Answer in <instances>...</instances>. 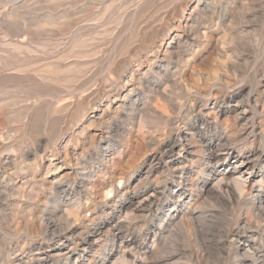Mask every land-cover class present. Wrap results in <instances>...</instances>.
<instances>
[{"label":"rangeland","instance_id":"374dc122","mask_svg":"<svg viewBox=\"0 0 264 264\" xmlns=\"http://www.w3.org/2000/svg\"><path fill=\"white\" fill-rule=\"evenodd\" d=\"M263 132L264 0H0V264H264Z\"/></svg>","mask_w":264,"mask_h":264},{"label":"bare ground","instance_id":"6f19581e","mask_svg":"<svg viewBox=\"0 0 264 264\" xmlns=\"http://www.w3.org/2000/svg\"><path fill=\"white\" fill-rule=\"evenodd\" d=\"M174 107V106H173ZM246 111V110H245ZM241 113H244V110H243V112H241ZM244 128V127H243ZM242 128V129H243ZM247 128V127H246ZM254 129V128H253ZM250 133H251V131H250ZM248 134V133H247ZM263 134H264V132H263ZM249 135V134H248ZM252 135V134H251ZM183 137V136H182ZM264 138V137H263ZM179 140V139H178ZM214 144V143H213ZM172 146V145H171ZM175 146V145H174ZM173 147V146H172ZM171 147V148H172ZM178 147H181V148H185V145H183L182 143H178ZM188 147V146H187ZM218 147V146H217ZM170 148V149H171ZM217 149V148H216ZM185 152V151H184ZM212 152V151H211ZM213 153V152H212ZM211 153V154H212ZM227 154H228V157H233V156H231L232 155V153H230V151H228L227 152ZM258 154V153H257ZM248 156V155H247ZM237 159V158H236ZM241 161V163H239L240 164V170H244V171H242L243 173L246 171V173L247 174H250V173H252V171H253V167H254V161H255V159L253 160V159H250V157H244L242 160H240ZM237 166V165H236ZM239 168V167H238ZM235 171V170H234ZM234 171H233V174H234ZM239 171V170H238ZM150 172V171H149ZM242 174V173H241ZM181 177V176H180ZM183 177V176H182ZM182 177H181V179H182ZM230 178V177H229ZM184 180V179H183ZM223 180V179H222ZM234 180V179H233ZM232 180V181H233ZM225 181V180H224ZM235 182L234 183H236V186H239L238 188H236L237 190L238 189H240V187H241V185H242V183H241V181L239 182L238 180H234ZM226 184H227V182H226ZM244 184V183H243ZM183 185V184H182ZM235 186V185H234ZM219 187V186H218ZM182 189V188H181ZM241 190H242V187H241ZM179 191V190H178ZM181 191V190H180ZM200 191V190H199ZM263 191V190H262ZM155 192V191H154ZM184 192V191H183ZM182 191L181 192H179V194L180 195H184V193H183ZM152 196V195H151ZM155 197V196H154ZM257 197V196H256ZM152 198L153 197H147L145 200H143V199H141V202H138V209L140 210H144V209H149L150 208V205H152L151 203H152ZM156 198V197H155ZM154 198V199H155ZM258 198V197H257ZM132 203V202H131ZM130 203V204H131ZM261 203V202H260ZM262 204V203H261ZM66 208V207H65ZM69 210H71V209H69ZM69 210H67L68 211V213H69ZM65 211V210H64ZM66 212V211H65ZM75 214H76V212H74V216H75ZM66 215V214H65ZM70 215H72V212L70 213ZM68 216V215H67ZM76 217V216H75ZM67 218V217H66ZM74 219V218H73ZM53 223V222H52ZM56 224V223H55ZM55 226V225H54ZM56 226H58V225H56ZM119 226V225H118ZM53 228V227H52ZM69 229V228H68ZM67 229V230H68ZM116 229H117V227H116ZM96 230V229H95ZM92 231V232H87L86 233V231H85V233L87 234L86 236H87V238H85V242L86 243H89V238H91L92 236H94V235H98L97 233H98V231L96 230V231ZM156 230V229H155ZM52 231V230H51ZM65 232H66V229L64 230ZM240 231V230H239ZM243 231H245V230H243ZM54 233V232H53ZM80 233V232H79ZM84 233V232H83ZM84 233V234H85ZM242 233V232H241ZM55 234H56V232H55ZM236 234V233H235ZM58 235H59V233H58ZM72 235V234H71ZM77 235H79V234H77ZM80 235H82L81 233H80ZM234 235V234H233ZM237 235V234H236ZM239 235V234H238ZM242 235V234H241ZM70 236V235H69ZM112 236V241H113V244H115L116 246H119V247H121V245H123V247H125V246H127L128 244L125 242V243H123V241H122V237L121 236H117V235H111ZM57 237V236H56ZM81 237V236H80ZM83 237H84V235H83ZM101 237V236H100ZM72 238V237H71ZM233 238V237H232ZM247 239V238H246ZM235 240V239H234ZM233 241V240H232ZM236 241H238V240H236ZM86 243H85V245H86ZM235 243H237V242H235ZM244 243H248V241H246V242H244ZM85 245L83 244V246H82V248H83V251H85ZM239 245V244H238ZM238 245H237V247H238ZM245 246V245H244ZM236 247V248H237ZM81 248V249H82ZM240 248V247H239ZM120 250V249H119ZM237 251V250H236ZM259 250L257 249V248H248L247 249V251H246V253H245V255H244V258H245V260L247 259V260H249V261H251V262H253L254 264H257V262L259 261V258L260 257H258V254H257V252H258ZM235 252V251H234ZM244 253V252H243ZM60 254V253H59ZM64 254V253H63ZM67 254V253H66ZM72 254V253H71ZM125 250H124V252L121 254L122 256L120 257V259L119 260H117L116 262V264H141L140 262H141V259L139 260V261H137L136 260V258H134L135 256H133V259L131 260L130 258H127V257H125ZM172 254V253H171ZM169 255V256H165L166 258H163L162 259V261L164 262V263H166L167 264V262L168 261H170V260H172L173 258H174V256H175V254L173 255ZM55 255H57V254H55ZM127 255V254H126ZM130 255V254H129ZM237 255V254H236ZM242 255V256H243ZM68 256V255H67ZM132 256V255H131ZM130 256V257H131ZM239 256V255H238ZM54 257V256H53ZM139 257V256H138ZM235 257V256H234ZM56 258V257H55ZM49 259V258H48ZM64 259H66V257H64ZM70 259V258H69ZM63 260V259H62ZM66 260H68V258L66 259ZM130 260V261H129ZM102 264H104V263H102ZM143 264V263H142Z\"/></svg>","mask_w":264,"mask_h":264}]
</instances>
